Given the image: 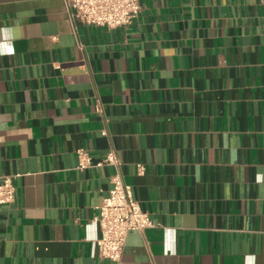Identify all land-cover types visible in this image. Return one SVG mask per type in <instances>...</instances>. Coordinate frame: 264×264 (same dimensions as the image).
Instances as JSON below:
<instances>
[{
  "label": "crops",
  "instance_id": "obj_1",
  "mask_svg": "<svg viewBox=\"0 0 264 264\" xmlns=\"http://www.w3.org/2000/svg\"><path fill=\"white\" fill-rule=\"evenodd\" d=\"M75 26L63 0H0V264H264V0ZM118 173L154 227L114 262L94 217Z\"/></svg>",
  "mask_w": 264,
  "mask_h": 264
},
{
  "label": "built area",
  "instance_id": "obj_2",
  "mask_svg": "<svg viewBox=\"0 0 264 264\" xmlns=\"http://www.w3.org/2000/svg\"><path fill=\"white\" fill-rule=\"evenodd\" d=\"M66 11L73 22L84 25L117 28L133 23L142 11V0H63ZM76 27V26H75ZM96 110L102 112L97 106ZM106 134V131L103 132ZM79 169L88 168L91 158L86 149L77 151ZM119 166L114 151L98 163ZM146 167L138 164V174H144ZM16 189L12 176L0 177V205L13 203ZM94 222L100 227L97 247L101 257L119 262L124 253L128 235L132 232L144 233L154 227L148 213L143 211L133 196L132 186L126 183L120 173L113 178V187L99 207Z\"/></svg>",
  "mask_w": 264,
  "mask_h": 264
}]
</instances>
